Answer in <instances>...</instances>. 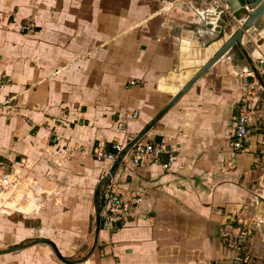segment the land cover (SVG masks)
<instances>
[{
    "label": "crops",
    "instance_id": "1",
    "mask_svg": "<svg viewBox=\"0 0 264 264\" xmlns=\"http://www.w3.org/2000/svg\"><path fill=\"white\" fill-rule=\"evenodd\" d=\"M225 1L0 0V78L10 80L0 92L10 112L0 115V264H232L221 232L241 219L248 264H264V225H255L264 202V91L253 80L251 136L237 152L250 68L235 49L142 141L173 151L169 169V154L141 167L127 154L115 180L127 199L144 203L127 224L102 223L84 259L95 242V190L114 167L95 149L112 153L116 141L126 149L189 82L202 62L192 50L220 24L231 26ZM257 36L264 42V18ZM39 240L61 258L45 243L8 252Z\"/></svg>",
    "mask_w": 264,
    "mask_h": 264
},
{
    "label": "built area",
    "instance_id": "2",
    "mask_svg": "<svg viewBox=\"0 0 264 264\" xmlns=\"http://www.w3.org/2000/svg\"><path fill=\"white\" fill-rule=\"evenodd\" d=\"M213 1L219 2L221 0ZM33 27V24H28L26 29L30 30ZM250 79H252V81H250ZM253 80H257L254 76V73L251 70L245 71L243 74V84L241 87V109L239 117L236 118V130L232 141V148L237 152H244L247 149V145L251 136L250 103L254 97ZM9 83V79L0 78V92L3 87ZM9 113V111L8 113H4L3 109L0 108V115L8 117L10 116ZM138 115V112L126 114L123 117V120L118 123L117 129L119 131L125 130L127 122L138 118ZM134 140L135 139L133 138H128V142L130 144ZM124 149L125 147L121 145L119 141H116L113 144L112 153H105L101 149H95L94 155L98 161L108 162L113 167L120 155L123 153ZM131 154V161L135 167H141L151 163H158L160 162V158L163 155L169 154L170 162L169 164L164 165L165 169H169L175 160L173 151L169 150L164 145L155 143L140 142L133 147ZM143 203V197L127 199L118 182L115 180V177L111 178L110 182L104 187L102 191L103 208L101 211V218L103 225L115 227L118 225L127 224L130 219L136 218V209ZM239 218H241V216ZM255 223L257 225H264V222L261 218L256 219ZM249 234V223L244 219H241V225L239 228H225L222 230L221 238L226 248L232 254V264H248V259L244 250V243Z\"/></svg>",
    "mask_w": 264,
    "mask_h": 264
},
{
    "label": "water",
    "instance_id": "3",
    "mask_svg": "<svg viewBox=\"0 0 264 264\" xmlns=\"http://www.w3.org/2000/svg\"><path fill=\"white\" fill-rule=\"evenodd\" d=\"M225 3L231 8L233 19L231 26L226 27L225 24H220L217 30V36L209 41L203 48L192 50L191 54H195L197 61L200 62L197 67V72L185 84H180V91L176 94L173 100L166 106V108L149 124V126L137 137L135 140L123 151L118 158L112 170L105 176L98 184L94 196V210L96 216V233L95 242L90 254L84 258L87 260L94 252L98 245L99 234L102 229L101 206H102V191L104 187L110 182V179L115 177L118 169L125 165L124 159L127 154L133 149L135 145L142 142L145 137L155 128L159 121L181 100V98L189 91V89L201 79L219 60L222 56L231 49H235L241 53L249 64L250 70L254 73L255 78L258 80L260 86L264 91V78L260 74V70H264V58L259 56L257 48L264 47V42L257 36V30L261 27V21L264 18V0H226ZM235 32L232 34L234 27ZM203 63V64H202ZM252 81V79H250ZM238 112V117H239ZM2 172L8 174L9 170L2 167ZM259 214L262 215L264 222V202L259 203ZM256 225V223H255ZM255 225L251 229H255ZM253 234V233H251ZM45 243L53 246L48 240H39L28 246H22L9 250L13 252L33 246L35 244ZM57 255H61L53 246ZM64 262L72 264L61 258Z\"/></svg>",
    "mask_w": 264,
    "mask_h": 264
},
{
    "label": "trees",
    "instance_id": "4",
    "mask_svg": "<svg viewBox=\"0 0 264 264\" xmlns=\"http://www.w3.org/2000/svg\"><path fill=\"white\" fill-rule=\"evenodd\" d=\"M102 208H103V206H101V211H102Z\"/></svg>",
    "mask_w": 264,
    "mask_h": 264
}]
</instances>
